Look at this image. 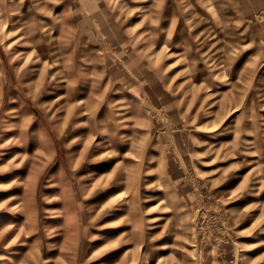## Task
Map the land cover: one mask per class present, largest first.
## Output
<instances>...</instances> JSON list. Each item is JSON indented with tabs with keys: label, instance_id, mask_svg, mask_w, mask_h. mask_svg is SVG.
<instances>
[{
	"label": "rangeland",
	"instance_id": "374dc122",
	"mask_svg": "<svg viewBox=\"0 0 264 264\" xmlns=\"http://www.w3.org/2000/svg\"><path fill=\"white\" fill-rule=\"evenodd\" d=\"M0 264H264V0H0Z\"/></svg>",
	"mask_w": 264,
	"mask_h": 264
}]
</instances>
